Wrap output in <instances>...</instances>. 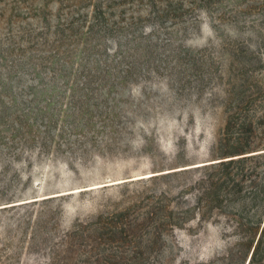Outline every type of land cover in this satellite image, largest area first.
Instances as JSON below:
<instances>
[{
  "label": "rangeland",
  "instance_id": "1",
  "mask_svg": "<svg viewBox=\"0 0 264 264\" xmlns=\"http://www.w3.org/2000/svg\"><path fill=\"white\" fill-rule=\"evenodd\" d=\"M260 156L264 0H0V264H264Z\"/></svg>",
  "mask_w": 264,
  "mask_h": 264
},
{
  "label": "trees",
  "instance_id": "2",
  "mask_svg": "<svg viewBox=\"0 0 264 264\" xmlns=\"http://www.w3.org/2000/svg\"><path fill=\"white\" fill-rule=\"evenodd\" d=\"M259 158L264 159V156ZM244 161L245 159L240 158L211 164L212 167H220L226 170L219 176L204 177L203 182L207 183V187H201L202 189L197 191L194 205L198 219L205 222L212 217V210H219L223 203L238 202L240 213H237L238 215L224 214V218L234 223L232 228L237 230H241L247 225L257 229L261 227V234L251 256V260H253L257 256L264 235V171L247 175L244 167L241 166ZM248 177H250V183H253V179H255V185L251 187L250 196L242 198L243 184L248 180ZM172 225L175 224L172 223Z\"/></svg>",
  "mask_w": 264,
  "mask_h": 264
},
{
  "label": "water",
  "instance_id": "3",
  "mask_svg": "<svg viewBox=\"0 0 264 264\" xmlns=\"http://www.w3.org/2000/svg\"><path fill=\"white\" fill-rule=\"evenodd\" d=\"M211 164H214V163H211Z\"/></svg>",
  "mask_w": 264,
  "mask_h": 264
}]
</instances>
